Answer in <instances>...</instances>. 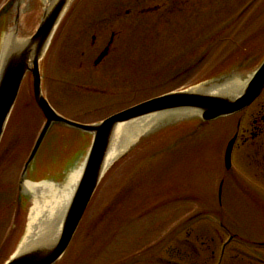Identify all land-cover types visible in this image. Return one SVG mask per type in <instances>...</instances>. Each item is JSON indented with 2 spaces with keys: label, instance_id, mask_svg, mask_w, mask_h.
<instances>
[{
  "label": "rangeland",
  "instance_id": "1",
  "mask_svg": "<svg viewBox=\"0 0 264 264\" xmlns=\"http://www.w3.org/2000/svg\"><path fill=\"white\" fill-rule=\"evenodd\" d=\"M9 1L0 0V10ZM71 7L79 9L82 19L91 12L98 17L110 11L105 15L108 24L124 34L109 66L94 72L72 64L74 58L81 60L84 47L71 35L75 22H69L70 12L58 28L41 61L42 88L60 115L78 123L97 124L173 90H190L231 75L246 82L264 59V0H76ZM45 8V0L25 1L20 38L35 34ZM149 8L190 11L184 16L143 14ZM122 9L124 20L116 23L110 14ZM127 10H132L130 15H125ZM9 11L0 20V59L5 33L15 26ZM169 67L174 73L189 67L190 73L163 86ZM200 120L193 116L148 127L125 142L58 264H153L166 256L167 238L179 233H189L192 245L203 248L200 264L217 262L228 239L226 230L264 243V176L252 170L251 162L254 167L256 162L247 156L250 150L235 149L231 173L224 163L236 122L205 126ZM44 125L28 76L0 144V264L26 239L35 195L22 189L21 178ZM92 138L53 127L25 182L63 187L84 166ZM234 246L240 254L234 262L248 264L247 255L254 251ZM251 247L264 254L262 247Z\"/></svg>",
  "mask_w": 264,
  "mask_h": 264
},
{
  "label": "water",
  "instance_id": "2",
  "mask_svg": "<svg viewBox=\"0 0 264 264\" xmlns=\"http://www.w3.org/2000/svg\"><path fill=\"white\" fill-rule=\"evenodd\" d=\"M25 1L13 0L9 7V10L12 8L10 14L14 13L15 15V26L13 28L17 35L20 32L19 22ZM74 2L76 0H56L52 6L50 4L46 6L35 34L28 38L26 42H23L21 46L11 51L5 60L0 75V144L18 101L23 83L29 75L32 76L34 101L46 120L24 166L21 178L22 189L26 190L25 184L27 182H25V178L54 125H62L93 135L91 148L84 164L83 175L65 215L62 231L57 241L48 245L41 243L34 248L20 252L21 248L6 264H57L61 260L67 252L99 185L110 169L106 171L105 164L113 136L119 126L151 116L157 117L163 114L171 116L176 112L183 111L198 112L199 114L196 116L200 117L203 122H213L242 112L257 99L264 89L263 60L251 78L246 81L247 83L244 82L246 86L242 93L233 98L197 93L192 89H188L143 102L98 124L86 125L66 119L52 108L44 96L41 61L45 58L57 29ZM201 86L207 88L205 84L198 87ZM173 121L179 120L169 118L154 127ZM235 142L236 138L229 143L225 153L227 170H230L232 166Z\"/></svg>",
  "mask_w": 264,
  "mask_h": 264
},
{
  "label": "flooded vegetation",
  "instance_id": "3",
  "mask_svg": "<svg viewBox=\"0 0 264 264\" xmlns=\"http://www.w3.org/2000/svg\"><path fill=\"white\" fill-rule=\"evenodd\" d=\"M7 5L8 4L4 5L2 9L3 8L5 9ZM162 10L163 9L161 8H154V9L149 8L143 14L155 13L153 14L155 16L158 15L170 16V15L180 14V16H184L188 14L187 13L188 11H190L185 8H181L179 10L180 11L179 13L176 12L177 9H172V8L164 9V11ZM11 11L12 8L10 9L9 12ZM78 11L79 9L77 7L72 8L69 15L70 17L68 19L69 22L71 23L75 22L73 23V26L75 27L73 30L75 31V33L71 32V35L75 40V43H77V45H79L80 48L84 47V49H82L81 60L79 61V58H76L79 61L76 62L74 58V62L71 63L72 64L79 63V67L81 69L95 72V69L96 70L102 69L110 63V61L113 59L114 52L118 51V48L115 49V47H117L116 45L118 41L122 38L124 34L123 31L115 30L113 29L114 26L110 27V25L108 24L110 20L106 18L105 15H108L110 11H108L105 15H101L98 17L94 16L93 12H91L89 14H85V16L87 17L85 19H82L81 17L79 18L77 17ZM122 11L123 9L118 10V13L110 14L113 15V18L115 16L117 17L115 19L116 23L118 22V20H122V21L124 20L121 19L123 17V15H121ZM160 11H162V13L158 14V12ZM131 12L132 10H127L125 12V15L126 14L130 15ZM82 21H84L85 23H81ZM183 26L184 25L182 24V27ZM104 53L106 54L102 57ZM87 56L89 58L86 61L82 59ZM71 60L72 58L69 57L68 62H70ZM86 66L89 67V69H86ZM169 68L166 70V73L163 76L165 80L162 83L163 86H167L170 83H173L175 79L183 80L190 73L189 67L187 68L181 67L175 73L173 72L172 68H171L172 72H170ZM247 115L249 117V121H247L248 119L246 120ZM232 120L236 122V126L232 134L233 136L231 138V140L236 138L233 153L235 149L238 150L240 149L241 151L244 150L245 152L250 150L251 153H248L247 156L250 157V159L251 158L255 159L256 162L255 167L253 166L254 162H251L253 166V167L251 166V168L255 172L256 176L263 177L264 176V89L259 95V97L247 109L230 118L224 119V121H232ZM224 121L221 120V122ZM258 157L259 158L261 157V159H259ZM223 186L224 183L221 185L219 190L220 205H222ZM225 232L228 235V239L226 242H222L221 247L219 248L220 254L215 264H244V263L234 262L237 257H240V254H238L237 252L238 248L234 246L237 243L246 246V248L249 249L251 253H253L254 251L253 254L247 255V257L250 258L248 264H264V254L260 250H257L259 252H256L255 249L251 247L253 245L260 246L264 250L263 242H255L253 240L248 239L245 236H240L234 233L230 234L227 230ZM182 235L183 234L179 233L176 234V237L172 235L170 238H167L166 256L163 259L160 258L158 260H155L153 264H200L198 260L200 259V255L202 254V252L200 251H203V248L198 250L196 249V247H194V245H192L190 239H188V237H192V235L190 236L189 233L188 235L186 234V236L184 235L183 237ZM173 242H177L178 246L174 247L172 245ZM214 242L215 239H212V243ZM202 245H205V243H203ZM232 252L236 253V255L234 256L231 255ZM212 253H213V258H215L216 252L213 251Z\"/></svg>",
  "mask_w": 264,
  "mask_h": 264
},
{
  "label": "bare ground",
  "instance_id": "4",
  "mask_svg": "<svg viewBox=\"0 0 264 264\" xmlns=\"http://www.w3.org/2000/svg\"><path fill=\"white\" fill-rule=\"evenodd\" d=\"M55 2L56 0H45L46 6L49 4L52 6ZM27 39L28 38H20L17 34H15L14 28H11L7 33H5L0 59V75L4 67L5 60L10 55L11 51L21 46V44L26 42ZM246 83L242 82L241 78L237 76H230L205 84L207 85L206 89L201 86L193 88L192 91L208 95L233 98L242 93ZM198 114V112L194 111L176 112L171 116L165 114L157 117L151 116L119 126L112 139V144L105 164V170L107 171L117 158H119L125 142H127L129 138L137 136L138 133L142 132V130L148 127H154L161 121L163 122V120L165 121L169 118L182 120L183 118L196 116ZM83 171L84 166L75 170L68 178L67 184L63 187H57L54 183L26 184V192L30 191L34 193L35 202L30 211V221L27 235L23 245L21 246L22 250L20 252L34 248L41 243L48 245L57 241L62 231L65 215L79 185Z\"/></svg>",
  "mask_w": 264,
  "mask_h": 264
},
{
  "label": "trees",
  "instance_id": "5",
  "mask_svg": "<svg viewBox=\"0 0 264 264\" xmlns=\"http://www.w3.org/2000/svg\"><path fill=\"white\" fill-rule=\"evenodd\" d=\"M3 16H5V13H4V12L0 15V20H1V18H2Z\"/></svg>",
  "mask_w": 264,
  "mask_h": 264
}]
</instances>
